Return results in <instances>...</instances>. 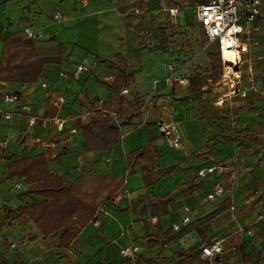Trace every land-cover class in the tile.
<instances>
[{"label":"crops","instance_id":"crops-1","mask_svg":"<svg viewBox=\"0 0 264 264\" xmlns=\"http://www.w3.org/2000/svg\"><path fill=\"white\" fill-rule=\"evenodd\" d=\"M208 1L0 0V62L3 40L17 34L27 41V26L38 57L57 59L32 84L0 81V111L11 112L0 119V264H264V94L230 99L220 79L190 91L195 75L211 76L213 52L203 50L201 27H187L185 14ZM56 12L60 21L52 19ZM251 37L260 44L243 55L246 88L249 64L256 80L264 73V18ZM117 56L131 77L119 93L110 89ZM80 63L90 72L74 79ZM182 77L189 87L179 85ZM5 95H18L30 112H17L19 103ZM27 114L46 122L29 126ZM160 124L175 127L179 150L157 133ZM37 156L63 187L111 181L110 198L67 249L61 233L43 239L16 212L44 198L24 179L9 180V164ZM211 166L227 170L197 177ZM216 184L225 192L208 201ZM214 243L222 254L203 258L201 248ZM125 249L136 251L123 257Z\"/></svg>","mask_w":264,"mask_h":264},{"label":"trees","instance_id":"trees-1","mask_svg":"<svg viewBox=\"0 0 264 264\" xmlns=\"http://www.w3.org/2000/svg\"><path fill=\"white\" fill-rule=\"evenodd\" d=\"M208 58L212 74L209 77L195 75L191 78V92L197 90L194 88L195 84L202 87L209 79L215 83L220 79L222 68L219 56L209 53ZM56 60L39 58L31 43L24 41L20 35L11 34L3 40L0 81L32 84L39 78L43 65ZM117 60L115 79L110 89L111 92L119 93L131 77L126 74V61L120 56H117ZM7 178L24 179L35 186V194L43 197L44 201L18 207L16 212L19 216L27 217L43 235V239L56 237L61 233L62 249L69 248L80 229L93 218L98 205L111 196V181L102 184L99 178L63 187L62 183L49 173L42 156L12 161L8 167ZM120 184L121 181L114 187L117 188Z\"/></svg>","mask_w":264,"mask_h":264},{"label":"built area","instance_id":"built-area-1","mask_svg":"<svg viewBox=\"0 0 264 264\" xmlns=\"http://www.w3.org/2000/svg\"><path fill=\"white\" fill-rule=\"evenodd\" d=\"M264 0H209L207 3L202 4L196 8L195 15L196 19L202 29V32L208 42L216 43L217 54L221 61L222 74L221 81L225 85L230 93L228 98L233 99L238 97L239 99H245L248 96L247 92L252 94H264V78L262 82L255 83L252 80V74L246 75V79L250 83L249 90H247L241 84L242 80V66H243V55L247 54L248 48L250 46H258V40L251 37L252 25L255 24L257 19L261 14L262 5ZM176 10H170L171 15L176 14ZM134 14H138V10L133 11ZM52 19L54 21H60L62 19V14L56 12L53 14ZM23 35L27 41L34 40L37 36L35 31L27 26L23 29ZM228 42H231L228 44ZM236 49L237 57L235 59L236 63L228 64L224 60V49L228 48ZM250 65V64H249ZM90 72V66L84 63L77 64L75 66V71L73 73V78L78 79L81 74H87ZM179 85L187 88L190 85L188 77H182L177 79ZM45 87V84H42ZM123 94L126 90L122 91ZM5 102H18L16 107L17 112H30V106L25 103L19 102L18 95H5ZM218 105L223 104V100L217 101ZM103 105V101L99 100L96 102L97 108ZM11 118V112L0 111V119L9 120ZM39 120L43 125L46 120L42 117L36 115L27 114V124L29 126H34L36 121ZM64 122L58 121L57 128L59 131L63 129ZM77 133V130L72 128L68 130V140L72 138ZM157 133L163 137L172 150H179L181 148L180 137L177 130L172 124H160L157 127ZM214 170H218L220 173H224L227 170L224 166H211L209 168L201 169L197 172V177L202 178L206 174H211ZM225 192L224 187L221 184H216L211 191L207 194L206 199L208 201H215L217 198L221 197ZM122 193L127 195L128 189L124 186ZM233 209V208H231ZM99 211L106 213L102 209ZM187 222V219H185ZM94 226L99 225V220L97 218L91 221ZM134 252L136 249H133ZM128 249L121 250L120 254L123 257H129L130 253L133 252ZM200 254L203 258L213 259L215 256L222 254V248L218 243H214L205 247H202ZM245 264H253L247 262Z\"/></svg>","mask_w":264,"mask_h":264},{"label":"rangeland","instance_id":"rangeland-1","mask_svg":"<svg viewBox=\"0 0 264 264\" xmlns=\"http://www.w3.org/2000/svg\"><path fill=\"white\" fill-rule=\"evenodd\" d=\"M195 11H196V9H195ZM262 11V10H261ZM262 18H264V14H263V16H262V14H260V16H259V18H258V20L259 19H262ZM185 19H188V21H189V25H187V27H189V28H194V27H197L198 25H199V23H198V21H197V19H196V15H195V12H193V10H189L186 14H185ZM199 27V26H198ZM200 34H199V36H200V40H201V46H202V48H203V50H205V51H207V52H213L214 53V51L216 52V55H218L217 54V48H216V43L215 42H213V43H210V42H208V40L206 39V37L204 36V34H203V32H202V30H200V32H199ZM258 44H260V42H258ZM252 47H254V46H250L249 48H248V51L250 52V49L252 48ZM257 47V46H256ZM212 53V54H213ZM247 54H248V52H247ZM246 54V55H247ZM215 55V54H214ZM250 57V59H249V61H250V63L252 62V58L253 57H251V56H249ZM221 62V61H220ZM221 68H222V66H221ZM254 69H255V66H253V64H250L248 67H247V71H246V73H247V75H249V74H252V80L255 82V83H260V82H262V79L264 78V73H263V75L259 78L260 80L258 81V80H256L255 78H254V75H253V73H254ZM222 74V73H221ZM220 79H221V76H220ZM248 81V80H247ZM250 84V83H249ZM246 88V87H245ZM247 90H249V87L248 88H246ZM263 94V93H262Z\"/></svg>","mask_w":264,"mask_h":264},{"label":"bare ground","instance_id":"bare-ground-1","mask_svg":"<svg viewBox=\"0 0 264 264\" xmlns=\"http://www.w3.org/2000/svg\"><path fill=\"white\" fill-rule=\"evenodd\" d=\"M231 43V42H228V44ZM237 51L236 49H229L228 48H225L224 49V60H225V63H228V64H232V63H236L235 59L237 57Z\"/></svg>","mask_w":264,"mask_h":264}]
</instances>
